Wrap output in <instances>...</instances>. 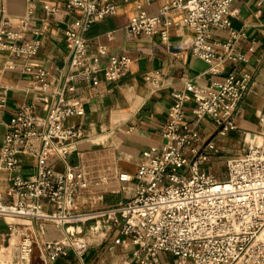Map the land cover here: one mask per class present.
Segmentation results:
<instances>
[{
	"label": "built area",
	"instance_id": "obj_1",
	"mask_svg": "<svg viewBox=\"0 0 264 264\" xmlns=\"http://www.w3.org/2000/svg\"><path fill=\"white\" fill-rule=\"evenodd\" d=\"M232 1L167 0L157 13L140 8L130 18L126 29L131 35L158 34L165 40L173 24L167 15L179 10L182 22L191 30L190 54L213 60L209 68L212 74L220 73L224 63L233 67L207 86L185 80L181 90L171 91L172 102L160 129L162 143L149 148L134 175L120 171L114 176L122 183L121 191L132 183L130 195L105 208L81 210V199L93 204L94 187L109 178L66 160L84 137L80 124L66 123L84 115L83 105L69 95L76 90L77 78L86 87L97 86L100 78L119 79L128 71L130 59L107 55L103 45L97 47L96 55L88 57L84 34L95 22L114 13L110 0H68L66 8L73 17L63 31L67 71L62 84L51 90L49 69L26 65L40 90L50 91L54 98L42 115L31 104L20 105L2 138L0 167L10 174L11 198L0 199V219L37 221L40 230L43 222L50 221L61 227L72 225L74 231L89 221H99L107 227L105 237L111 235L114 244L132 246L131 256L137 264H169L165 255L171 256V264H264V237L260 236L264 228V132L250 134L242 149L226 158L223 177L201 168L210 154L217 152L212 137L200 134L202 120L209 119L220 135L235 130L238 103L252 91L251 74L236 68L243 59L236 50L243 33L230 28ZM3 4L0 0V51L16 58L34 56L39 40L20 41ZM43 8L51 14L56 10L47 5ZM26 24L23 20L22 26ZM212 28L228 29V36L214 37ZM102 56H107L103 65ZM146 78L156 86L159 83L156 73ZM187 102H192L189 114L184 109ZM20 156L34 161L32 174L23 176L17 170ZM55 163L62 169H55ZM42 201L53 210L45 211ZM41 247L47 260L53 262L69 248L80 257L86 243L64 229L61 239L43 241ZM31 248L32 238L23 237L17 264H28Z\"/></svg>",
	"mask_w": 264,
	"mask_h": 264
},
{
	"label": "crops",
	"instance_id": "obj_2",
	"mask_svg": "<svg viewBox=\"0 0 264 264\" xmlns=\"http://www.w3.org/2000/svg\"><path fill=\"white\" fill-rule=\"evenodd\" d=\"M115 5L112 15L95 22L84 34L88 57L97 54V47L103 45L108 54L129 57L128 71L115 81L100 78L95 87H86L82 80L75 79L76 90L69 95L79 101L84 115L73 117L66 123L80 124L84 137L72 153L66 156L69 164H81L89 173L109 178L93 189L95 202L82 198L81 210L105 208L123 202L131 193L121 191L122 184L115 174L125 171L134 175L137 164L147 157L151 146L162 143L160 129L171 105V91L181 90L183 82L190 80L198 86H207L212 80H221L233 64L222 65L221 72L212 74L209 68L213 60L201 59L190 54L188 46L191 30L182 22V12L172 10L168 18L173 24L167 30V38L158 34L133 36L126 24L143 8L148 13H157L167 0H110ZM68 0H4L5 15L11 28L19 31L20 41L38 39L37 53L32 57H13L0 51V146L7 125L22 104H31L38 114H44L53 96L50 91L42 92L39 82L26 65L32 68L49 69L50 89L61 86L66 68V49L63 31L73 17L66 8ZM43 5L54 7L55 13H48ZM230 28L241 31L236 50L243 59L236 65L238 70L251 74L252 91L245 94L234 113L235 130L217 133V127L207 118L203 119L199 131L202 137H212L217 152L210 158H226L236 145H242L252 133L264 132V0H233L229 5ZM27 20L26 26L22 21ZM228 29H211L214 37L224 39ZM109 35V37H108ZM252 46V49L249 47ZM102 56L100 64L106 62ZM158 74L156 86L147 76ZM3 99V101H1ZM192 102L185 104L189 114ZM242 149V148H241ZM239 149L238 152L241 150ZM17 170L27 176L34 171V161L26 156L19 157ZM55 169H62L59 163ZM211 171L209 168L207 169ZM9 172L0 167V199L10 200L8 194ZM45 211L53 206L42 201ZM92 206V207H91ZM37 221L25 219H0V261L2 264H17L18 244L23 237L32 238L28 264H137L131 256L132 246L114 244L112 236L105 233L107 227L99 221H89L77 227H61L54 222H43L42 230ZM66 232L86 243L83 254L78 257L69 248L65 256H58L53 262L47 260L41 243L58 240ZM80 229V230H79Z\"/></svg>",
	"mask_w": 264,
	"mask_h": 264
},
{
	"label": "rangeland",
	"instance_id": "obj_3",
	"mask_svg": "<svg viewBox=\"0 0 264 264\" xmlns=\"http://www.w3.org/2000/svg\"><path fill=\"white\" fill-rule=\"evenodd\" d=\"M241 148L242 145L240 143L233 148L234 150H232V152H238V150ZM225 160V155L221 156V158H210L209 156L207 160L202 163L201 168L205 170L209 168L211 172L215 173L216 176L223 177L225 175ZM164 259L168 261L169 264H171L172 258L170 255H165Z\"/></svg>",
	"mask_w": 264,
	"mask_h": 264
},
{
	"label": "bare ground",
	"instance_id": "obj_4",
	"mask_svg": "<svg viewBox=\"0 0 264 264\" xmlns=\"http://www.w3.org/2000/svg\"><path fill=\"white\" fill-rule=\"evenodd\" d=\"M261 237H264V228L262 229L261 233H260Z\"/></svg>",
	"mask_w": 264,
	"mask_h": 264
}]
</instances>
